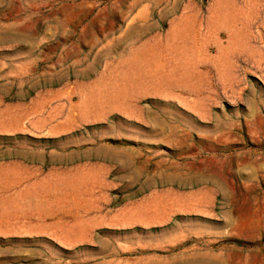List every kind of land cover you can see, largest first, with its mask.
Listing matches in <instances>:
<instances>
[{
    "label": "rangeland",
    "instance_id": "374dc122",
    "mask_svg": "<svg viewBox=\"0 0 264 264\" xmlns=\"http://www.w3.org/2000/svg\"><path fill=\"white\" fill-rule=\"evenodd\" d=\"M0 264H264V0H0Z\"/></svg>",
    "mask_w": 264,
    "mask_h": 264
}]
</instances>
